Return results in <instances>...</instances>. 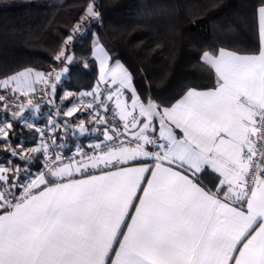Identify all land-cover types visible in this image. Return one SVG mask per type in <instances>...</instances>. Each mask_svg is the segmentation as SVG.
I'll use <instances>...</instances> for the list:
<instances>
[{
	"label": "snow or ice",
	"instance_id": "6c2138e0",
	"mask_svg": "<svg viewBox=\"0 0 264 264\" xmlns=\"http://www.w3.org/2000/svg\"><path fill=\"white\" fill-rule=\"evenodd\" d=\"M99 17L89 3L54 59L71 64L67 45ZM256 27L254 52L204 50L215 87L189 89L170 106L142 98L120 62L97 57V86L80 95L93 98L84 108L105 125L103 141L90 154L78 149L79 158L53 155L44 140L13 147V124L0 120L9 156L45 159L35 174L12 160L0 165V264H264V0ZM67 72L27 68L3 78L4 111L37 83L54 93ZM80 111L73 104L64 115ZM208 169L219 177L213 187L199 179Z\"/></svg>",
	"mask_w": 264,
	"mask_h": 264
},
{
	"label": "trees",
	"instance_id": "16d2710c",
	"mask_svg": "<svg viewBox=\"0 0 264 264\" xmlns=\"http://www.w3.org/2000/svg\"><path fill=\"white\" fill-rule=\"evenodd\" d=\"M94 2L99 19L82 25L67 45L71 64L54 59L65 37ZM259 0H63L62 3L15 4L0 0V80L24 69L49 72L68 67L57 83L56 103L43 108L33 118L45 124L57 109L81 92L91 91L99 80V66L93 53L103 44L110 63L120 62L131 73L133 86L142 98L160 106L175 103L189 89L214 88L216 77L210 65L200 60L204 50L221 47L241 53L258 46L256 7ZM72 97L64 98L66 93ZM17 96V95H16ZM26 97L16 99L26 103ZM0 119L13 129L9 143L29 147L38 137L35 126L13 118L0 102ZM21 108L17 109V111ZM65 117V116H63ZM68 118V117H65ZM62 119V118H61ZM8 154L3 151V155ZM40 162L33 165L39 168ZM200 181L213 187L218 175L211 170L198 174Z\"/></svg>",
	"mask_w": 264,
	"mask_h": 264
},
{
	"label": "built area",
	"instance_id": "2783aa9c",
	"mask_svg": "<svg viewBox=\"0 0 264 264\" xmlns=\"http://www.w3.org/2000/svg\"><path fill=\"white\" fill-rule=\"evenodd\" d=\"M42 89H44L42 91ZM51 88L48 87L45 89V86L42 85V87L39 89L40 99L30 98L32 100V104H23V107H25V111L22 114H25L23 119L24 120H32L33 118H36L40 115L41 111L44 107L47 105H53L56 103L55 100V93H50ZM94 89H91V91L87 92H81V93H88L92 92ZM45 91L47 94H45ZM80 93V94H81ZM0 94H6V90L2 87L0 88ZM8 95H11V93H7ZM91 96H79V100L82 102V104L86 105L89 102L92 101ZM103 99V96L101 97ZM19 105H21L20 102H17L15 105V108H13L10 111H17L19 109ZM109 108L111 109V103L109 102ZM90 112L91 110L84 109V112L79 115V119L77 120H71L65 117H56L57 121L53 122H46L45 124H34L33 121L31 125L35 126L36 131H38V137L34 144H32L29 147H35L40 144L41 140H44L45 142H48L50 144V151L53 155L60 154L64 158H72L76 157L78 149H82L86 153H91L93 150V147L97 143H101L103 141V134L102 129L105 127V125H98L90 118ZM57 111L53 113L56 114ZM58 114V113H57ZM107 116L109 120H112V113L109 111L108 113H102ZM50 118H54V116H50ZM3 120V119H0ZM84 121V127L86 131L81 132L79 128L80 121ZM8 122H10L8 120ZM11 123V122H10ZM29 124V123H28ZM55 140V144H51V141ZM13 146V145H12ZM16 147V146H13ZM3 148L0 147V165H2L5 161L12 160L15 164L21 165V167H27L28 170L35 174L43 169L45 164V159L42 154H34L35 159L25 163L19 159V157H11L9 154L3 155ZM40 162L39 168L35 169L33 167L36 162ZM24 173H21V179H23Z\"/></svg>",
	"mask_w": 264,
	"mask_h": 264
},
{
	"label": "rangeland",
	"instance_id": "374dc122",
	"mask_svg": "<svg viewBox=\"0 0 264 264\" xmlns=\"http://www.w3.org/2000/svg\"><path fill=\"white\" fill-rule=\"evenodd\" d=\"M62 1L63 0H13V3H15V4H22V3H25V2H29V3H35V4H37V3H39V4H50V3H62ZM62 70V68H58V69H55V71L56 72H60ZM35 72V71H34ZM64 77V75L62 76V78ZM96 86H97V84L92 88V89H95L96 88ZM34 87H35V89H36V91L35 92H30L29 93V95L28 96H25L26 97V104H27V101L30 99V98H37V99H40V94H38L39 93V89L42 87V84H39V83H37V84H35L34 85ZM0 88H2V87H0ZM100 88H101V90H103V88H102V85H100ZM50 90V89H49ZM38 92V93H37ZM50 93H52V90H50ZM68 93V92H67ZM66 93V94H67ZM66 94L64 95V97L66 96ZM16 95H17V97L20 95L19 93H16ZM79 96H80V93L79 94H77V96L75 97V98H73L70 102H69V104H67V107L65 108V110L62 112V113H60L57 109H56V111H57V113L56 114H54L53 116H54V118H50L49 120H50V122H53V121H55L57 118L56 117H60V118H62L63 116H65L64 115V113L68 110V108L69 107H71L73 104H76V105H79L80 107H81V111L80 112H78V113H76L73 117H69V119H73V120H77V119H79V115L80 114H82V112H84V104H82V102L79 100ZM17 102H19V101H17ZM16 100H15V102L12 104V106L10 107L11 108V110L13 109V108H15V105H16ZM21 102V101H20ZM22 104V103H21ZM1 106V105H0ZM65 117H67V116H65ZM57 121V120H56ZM25 122H27V124L29 123V124H32V120L30 119H28V120H24V124H25Z\"/></svg>",
	"mask_w": 264,
	"mask_h": 264
},
{
	"label": "crops",
	"instance_id": "0c3cea01",
	"mask_svg": "<svg viewBox=\"0 0 264 264\" xmlns=\"http://www.w3.org/2000/svg\"><path fill=\"white\" fill-rule=\"evenodd\" d=\"M229 50H231V49H229ZM93 53H94V55H95V57H96V60H97V63H98V66L100 67V64H99V59H97V57H102L105 53L108 55V53H107V51H106V49H105V47L103 46V44H96L95 46H94V48H93ZM109 56V55H108ZM115 62H117V61H115ZM114 62V63H115ZM109 63H110V61H109ZM114 63H110V65L111 64H114ZM124 66V65H123ZM125 68V67H124ZM132 84H133V82H132ZM134 87V86H133ZM102 88H104V85H102ZM209 89H212V88H204L203 90H198V89H195V90H198V91H206V90H209ZM136 90V89H135ZM129 95H130V93H129ZM183 96V95H182ZM181 96V97H182ZM180 97V98H181ZM179 98V99H180ZM178 99V100H179ZM111 103V102H110ZM156 103V102H155ZM157 104V103H156ZM170 106V105H169ZM209 170H211V169H209ZM212 171V170H211ZM213 172V171H212ZM214 173V172H213ZM214 174H217V173H214ZM218 175V174H217Z\"/></svg>",
	"mask_w": 264,
	"mask_h": 264
},
{
	"label": "water",
	"instance_id": "95a60500",
	"mask_svg": "<svg viewBox=\"0 0 264 264\" xmlns=\"http://www.w3.org/2000/svg\"><path fill=\"white\" fill-rule=\"evenodd\" d=\"M19 111H22V113L25 111V107H23V109L19 110ZM17 119V118H16Z\"/></svg>",
	"mask_w": 264,
	"mask_h": 264
}]
</instances>
